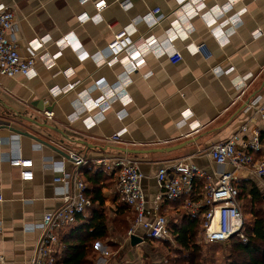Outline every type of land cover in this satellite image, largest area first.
I'll list each match as a JSON object with an SVG mask.
<instances>
[{"label":"crops","instance_id":"0c3cea01","mask_svg":"<svg viewBox=\"0 0 264 264\" xmlns=\"http://www.w3.org/2000/svg\"><path fill=\"white\" fill-rule=\"evenodd\" d=\"M93 1L0 0V5L14 13V34L20 55L33 56L37 71L32 79L22 75H0V125L16 127L49 141L45 137L48 133L63 149L84 155L88 163L83 167L84 177L81 168V177L87 189L91 186L86 175L102 168L106 175L95 187L101 186L109 229V224L127 210L117 193L115 173L95 165V159L126 156L137 161L144 174L142 187L147 206L152 208L159 194L155 174L161 165L190 157L208 174L227 171L229 167L216 165L208 159L207 148L230 137L242 125L247 127L244 139L250 138L256 126L262 127L258 117L249 120L245 109L255 96L264 98V0H204L207 7L191 18L194 30L188 39L174 42L182 59L171 63L168 55L142 54L144 63L130 73L131 82L124 88L131 101L122 104L114 93L104 118L95 119L96 122L87 127L82 120L88 115L94 117L97 112L85 113L80 103L83 97L78 94L86 90L88 97L100 96L98 82L115 86L125 69L118 62L97 64L93 57L99 53L104 61L107 43L116 32L133 22L136 29L131 34L134 50L149 37L159 41L175 19L178 7L176 0H104L105 5L98 12ZM224 2H230L232 7L217 24L236 13L240 15L235 25L224 26L225 32L233 27L235 31L228 37V43L221 45L211 32L215 25L207 26L201 16L214 4ZM128 4L131 7H126ZM154 8H159L156 15L159 23L150 27L142 17ZM83 14L89 17L98 14L102 19L80 21L79 16ZM256 30L260 32L258 36H254ZM68 32L74 33L81 49L88 52L83 61L78 58L79 50L57 44ZM45 35L49 36L45 44L32 47L33 39ZM189 45L202 47L192 52ZM57 52L61 55L55 56ZM46 61H51V66ZM216 67L221 69L219 75L213 72ZM68 69H72L71 76L67 75ZM68 84H74L69 91L56 95L50 91ZM122 109L126 110V115L117 119L116 114ZM47 111L52 112L50 119L45 117ZM186 111L191 114L184 116ZM20 114L39 122L46 121L62 130L71 141H84L87 145L78 146L60 134L46 132L21 119ZM70 116L76 119L70 120ZM120 130L118 141L112 142L110 137ZM181 143L186 144L165 150ZM17 157L32 160V180H22L19 169L9 164V158ZM61 162L66 172L73 170L70 158H64L27 136L0 129V264H29L33 258L40 229L32 230L31 227L38 226L45 214L61 204L57 193L60 184L54 182V177L62 173L54 167ZM197 188L199 192L202 189ZM173 202L163 199L159 203V213L166 216L168 222L182 209ZM69 227L59 231V236L63 232V242L71 237ZM61 245L56 249L62 248ZM95 248L105 249L99 241Z\"/></svg>","mask_w":264,"mask_h":264},{"label":"built area","instance_id":"2783aa9c","mask_svg":"<svg viewBox=\"0 0 264 264\" xmlns=\"http://www.w3.org/2000/svg\"><path fill=\"white\" fill-rule=\"evenodd\" d=\"M85 1L87 0H81V2ZM93 2L98 12L105 5V1L99 7H97L99 0ZM180 6L178 4V7ZM149 12L156 16L159 13V8H154ZM14 23L13 11L0 5V75L7 77L22 75L27 79H32L37 75L35 59L33 56L22 57L20 55L14 34ZM126 29L116 32L110 42L107 43L104 49V63L112 65L118 62L125 68L123 60L127 56L131 64L135 66V70L144 63V58L141 55L135 60L132 59L130 55V52L134 50L132 32L129 33ZM35 40L40 46L47 42L43 40V37ZM113 44L119 47V51L112 49L111 45ZM201 47V45L196 46L198 50ZM168 59L171 63H177L182 59V56L177 51L176 54L168 56ZM140 61L143 63H139ZM29 70H32L34 74L29 76ZM122 76L130 79V73L126 71V68L118 76V84L121 83ZM118 84L109 87L115 88ZM68 85H72V87L69 88ZM68 85L59 88L61 91L56 94L69 91L74 87V84ZM50 91L53 94L52 89ZM118 96L119 94L115 93V98H119ZM87 98L80 99L85 113L102 112L104 104L109 106L108 109L110 108L112 97L94 109L87 110L83 105V100ZM245 110L249 113V120L258 117L262 127L256 126L250 138L244 139L243 134L247 127L242 125L230 137L211 144L205 151V155L210 161L216 165L229 167V170L208 174L190 157L176 159L169 164L161 165L155 174L159 194H157L152 208L147 206L142 187L144 174L137 161L126 156L99 158L93 161L95 165L103 166L108 172L116 175L117 193L133 214V221L126 235L127 239L132 235L141 237L143 241L145 236H148L149 239L160 238L164 240L172 237L168 218L159 213V203L166 199L168 201H181L182 210L191 216L198 217L200 220L199 236L206 244H223L229 242L231 238H237L242 242L247 241V236L243 232V217L237 199L236 182L239 179L238 175L243 173L245 176L258 181L264 190V98L260 95L255 96L248 102ZM103 114L104 112H102ZM45 117L50 119L52 112H45ZM86 117L93 119L90 125L85 123ZM86 117L82 120L85 126L90 127L96 122L95 116L88 115ZM121 133L122 130L116 132L110 137V140L112 142L118 141ZM258 153L259 155H257ZM68 154L73 164L71 172L64 170L63 162L54 167L55 170L62 172L61 175L54 177V182L60 184L57 193L61 204L54 211L45 214L38 226L31 227L32 230L39 227L40 235L36 243L35 254L29 264H54L56 247L59 244V231L74 225L77 221V215L86 212L92 206V201L86 195L85 181L81 177V168L88 163V160L84 155H79L74 151H69ZM9 164L19 169L22 180H32L33 162L30 158H9ZM198 179H203L200 193L196 189ZM1 200L2 197L0 196ZM0 262H2L1 257Z\"/></svg>","mask_w":264,"mask_h":264},{"label":"trees","instance_id":"16d2710c","mask_svg":"<svg viewBox=\"0 0 264 264\" xmlns=\"http://www.w3.org/2000/svg\"><path fill=\"white\" fill-rule=\"evenodd\" d=\"M82 173L84 177V168ZM104 175L106 172L102 168H97L91 175H86L89 186H91L86 188V195L91 199L92 206L86 212L77 215V223L69 227L71 237L67 236L70 237L68 242H63V232L58 236L59 244H62L63 247L56 250L54 264H93L92 245L94 246L95 242H102L108 237V222L104 210V198L100 190L101 186L95 187V183L98 184L99 179L103 178ZM236 184L238 188L237 199L243 217V232L247 236V241L242 242L237 238L230 239L226 263L264 264V200L262 197L264 190L251 178L242 179ZM202 185L203 179H198L196 186L198 193L200 192L197 187L202 188ZM173 203L180 205L181 201H174ZM123 206L132 219L131 210L125 204ZM169 227L172 239L179 251H183L186 256H189L200 250L201 247L196 242L200 229L198 217L191 216L181 209L175 218L170 219ZM152 240L166 241L160 238L149 239L148 236H145L143 242ZM62 249L64 253H61Z\"/></svg>","mask_w":264,"mask_h":264},{"label":"clouds","instance_id":"9594fccd","mask_svg":"<svg viewBox=\"0 0 264 264\" xmlns=\"http://www.w3.org/2000/svg\"><path fill=\"white\" fill-rule=\"evenodd\" d=\"M104 3V0H99V3L97 7L102 5ZM176 3L181 5L180 7L176 8L174 12L175 19L171 20L170 27L167 29L166 32H164L162 38L157 41L156 39L149 37L146 42L140 43L135 50L130 52V55L133 60H135L137 57L141 56L142 54L146 55L149 52H151L154 56L160 57L162 55H168L171 56L173 54H176L177 49L174 46V42L179 40H186L188 39L190 33L194 30L192 23L190 22L191 18L195 17L198 12H201L204 10L207 5L204 2V0H176ZM126 7H131V4L126 5ZM232 4L230 2H224L221 4H214L212 7H210L207 11L202 12L201 18L205 22V24L209 27H212L215 25V27H212V35L214 38L217 39V41L223 45L228 43V37L231 36L235 28H229L226 32L223 31V28L225 25H228L229 23L235 25L239 20L240 13H236L232 16H230L228 19L223 20L221 23L217 24V20L224 16L229 10L231 9ZM88 17L86 15H81L79 17L80 20H86ZM94 21H100L102 17L100 15H96L92 18ZM143 21L148 26H153L159 23L158 17L154 16L151 12L147 13L143 16ZM136 29L134 28V22L130 23L127 26L126 31L131 33L134 32ZM260 33L254 32V35L258 36ZM44 41L49 40V36L45 35L43 37ZM32 46L34 48L39 47L40 45L37 43L35 39L31 41ZM57 44L63 46L65 44L70 45L73 51H77L78 58L83 61L87 56L88 52L81 49V44L78 41L77 36L72 33L68 32L65 34V36L57 41ZM112 49L114 51H119V47H117L116 44L111 45ZM189 50L192 52H196L198 49L194 45H189ZM61 55L60 52L55 53V56ZM43 59V57H42ZM93 59L96 61L97 64H102L103 58L97 53ZM49 66H51V61H46ZM123 63L125 65L126 71L128 73H131L134 70V65L131 64L129 61V58L126 56L124 57ZM139 63H143V61H140ZM213 72L217 75L221 72V69L219 67H216L213 69ZM34 72L32 70L28 71V75H33ZM67 75H72V69L67 70ZM130 79L126 76L121 77V83L118 84L115 88H110L107 83L104 82H98V87L100 91L102 92V95L93 99L91 97H88V93L86 90H82L78 95L80 97H88L87 99L83 100V105L87 110H92L98 105H101L104 103V101L108 100V98L113 97L114 93L119 94V99L123 104H127L131 101V97L127 95L126 91H124L125 86L130 84ZM69 88L72 87V85H68ZM61 90L57 87L52 88L53 94H56L60 92ZM108 105L104 104V107L102 109V112H105L108 110ZM102 112H98L95 114L96 121H99L103 119ZM191 113L186 111L183 113L184 116H188ZM117 119H121L126 115V110H121L117 112ZM70 120H75V116H70ZM93 122V119L91 117L85 118V123H88L89 125Z\"/></svg>","mask_w":264,"mask_h":264},{"label":"rangeland","instance_id":"374dc122","mask_svg":"<svg viewBox=\"0 0 264 264\" xmlns=\"http://www.w3.org/2000/svg\"><path fill=\"white\" fill-rule=\"evenodd\" d=\"M242 176L237 182L249 178ZM175 217L173 215L170 218ZM130 223L131 215L124 212L120 218L109 224L108 237L102 241L105 249H96V242L94 246L92 245L93 264H227L226 255L230 242L208 245L200 239L199 234L196 237V242L201 248L189 256H186L185 252L179 251L172 237L165 239L166 241L152 240L130 247L129 241L126 239V232ZM104 250H107V253Z\"/></svg>","mask_w":264,"mask_h":264},{"label":"water","instance_id":"95a60500","mask_svg":"<svg viewBox=\"0 0 264 264\" xmlns=\"http://www.w3.org/2000/svg\"><path fill=\"white\" fill-rule=\"evenodd\" d=\"M21 115V114H20ZM21 119L23 120H26L28 121L29 123L31 124H34L35 126L39 127V128H42V129H45V131H49V132H55L57 134H60L65 140L67 141H71L68 136L60 129L48 124L46 121H42V122H39L37 121L36 119L34 118H30L28 116H25V115H21L20 116ZM0 129H9L11 132H13L14 134H18V135H22V136H27L29 138H31L32 140L34 141H37L38 143L50 148L51 150L55 151L56 153L60 154L61 156H63L64 158L66 159H69V151H67L65 148L63 149L59 144H57L56 142H54L53 140H51V135L47 133V135L45 136L47 139H50L49 141L44 139V138H41V137H38L32 133H29L25 130H20L19 128H16V127H12V126H8V125H0ZM73 142V144H77L78 146H86L87 144L84 142V141H79V140H74V141H71ZM186 143H181V144H178L176 146H172V147H169V148H165L166 151H169V150H174V149H178L180 147H183ZM155 151H162V150H155ZM263 200H264V194H263ZM143 242V239L139 236H130L129 237V244L134 247L138 244H141Z\"/></svg>","mask_w":264,"mask_h":264}]
</instances>
